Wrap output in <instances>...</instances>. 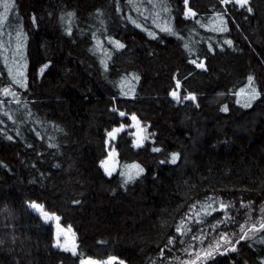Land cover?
Returning a JSON list of instances; mask_svg holds the SVG:
<instances>
[{"label": "trees", "instance_id": "obj_1", "mask_svg": "<svg viewBox=\"0 0 264 264\" xmlns=\"http://www.w3.org/2000/svg\"><path fill=\"white\" fill-rule=\"evenodd\" d=\"M262 208L264 0H0V264H264Z\"/></svg>", "mask_w": 264, "mask_h": 264}, {"label": "snow or ice", "instance_id": "obj_2", "mask_svg": "<svg viewBox=\"0 0 264 264\" xmlns=\"http://www.w3.org/2000/svg\"><path fill=\"white\" fill-rule=\"evenodd\" d=\"M223 2H224V3H229L230 0H223ZM234 2H235L236 4H238L240 7H245V6L248 4V0H234ZM185 3L187 4V0H185ZM13 6H14V5L11 4V3H5V4H4V12H5V16H6L8 10H9L11 7H13ZM251 10H252L251 8H247V11L251 12ZM191 15H195V13H191ZM137 27H139V25H137ZM162 30H166V31H169V32L171 31L170 28H168V29H162ZM224 30H227V29H224ZM149 35H150V36H153V38H155V37H154V34L149 33ZM227 43L230 44L231 41H227ZM116 46L119 47V48H122V47H123V45H122V44H119V43H117ZM197 66H198V67H203L202 64H199V65H197ZM45 67H47V66H45ZM40 71H41V73H42V72L44 71V69L42 68ZM9 73L11 74V69L9 70ZM20 75L22 76L23 73H20ZM248 79H249V85H251V84H252V77H249ZM13 83H14V84H17V85H19V86H21V87H25V86H26L24 81H22V80H18V79H16L15 77H13ZM241 91L243 92L244 90H241ZM3 94H4L5 96H12L13 98H15V96H16V94H15L10 88H4V89H3ZM258 95H259V93L256 91V89H255V88H252V89H251V93H249L250 99L247 100V101L244 103L243 106H244V107H250V106H251V101L254 100V99H256V98L258 97ZM173 96L176 97V93H173ZM188 98H191V99L195 100V97H185V99H188ZM238 102H239V101H238ZM222 110H223V111H227V108L225 107V108L222 109ZM120 115L123 116L124 113L121 112ZM132 119H133V120H136V117L133 116ZM120 130H121V129H116L114 132H110V133H109V136H110L111 138L115 139V134H116V132H119ZM9 139H11V137H9ZM141 145H142V141H141V142H137V144H136L137 147H140ZM153 151H155V152H159L160 149H159V148H154ZM177 159H178L177 154H173V155H172L171 162H172V163H175ZM162 163H163V161H162ZM106 164H107V161L102 162L101 167H105ZM126 167H132V168H137V169H139V171L137 172V175H139L140 173L143 172V169H142V168H139V165H131V166H126ZM105 172H106L108 175H111V171H109V169H108L107 167H105ZM121 175H124V173H121ZM133 179H134V177H133L131 174H129V175L127 176V179H126L124 182H125V183H128L129 181H131V180H133ZM210 200H211V198H210ZM31 206H32L33 208H38V207H39V206H37L36 204H33V205H31ZM211 207H212V205H211V203H209V204H207L206 206H202V209H201V210H203V211L206 212V210H207L208 208H211ZM221 207H222V208H226V207H228V206H227V205H223V204H221ZM213 210H214V209H213ZM261 211L264 212V208H262ZM197 214H198V213H197ZM206 214H207V212H206ZM44 216H45L46 218H48V219H56V220L59 219L58 217H49L47 213H44ZM197 222H200V221H197ZM182 229H184L183 222L181 223L180 226H178L177 231H181ZM184 230H187V229H184ZM241 230H242V231H245L243 227H242ZM260 230H264V222H261V223L259 224V228H257L255 225H253L252 227H250V228L248 229V231H260ZM69 231H71V229H69ZM246 236H247V232H245V237H246ZM245 237H241V238L243 239V238H245ZM221 241H223L225 244H231V243H232V241H231L227 236L221 234V237H220L219 240H217L216 244H215L214 246L210 247L209 249L205 250V252H204V257H210V256L213 254V251L218 250L219 247L221 246ZM171 242H172V241L170 240L169 243H171ZM202 242H203V241H201V243H202ZM57 246H58V247L60 246L59 241H58V243H57ZM63 250H64V251H71L72 255H74V256L78 254V253H77V250H76V247H75L74 244H73V246H72L71 248L63 247ZM231 250H232V251H235V248L233 247ZM196 259H197V260L201 259L199 253L196 254ZM115 261H116V258H115V257H110L107 261H96V260H93V259H91V258H87V259H85V258H81V260H80V264H114ZM120 264H123V262H120ZM192 264H195V262H192Z\"/></svg>", "mask_w": 264, "mask_h": 264}, {"label": "rangeland", "instance_id": "obj_3", "mask_svg": "<svg viewBox=\"0 0 264 264\" xmlns=\"http://www.w3.org/2000/svg\"><path fill=\"white\" fill-rule=\"evenodd\" d=\"M248 2H249V0H248ZM191 13H193V12L190 9H187L185 16L187 18H192L194 15H191ZM200 64H202V63H200ZM203 67H204V65H203ZM178 87H179V85H178ZM173 93H176V97L173 96ZM173 93H172V96L175 99H178L179 98V89ZM132 130H133L132 135L134 137V143L135 144H137V142L142 141V145H143L148 140V138H149L148 127L145 126L144 124H142L141 122H139L138 120L133 121ZM118 133L119 132H116L115 137L117 136ZM111 139H113V138H111ZM105 161H107V164L105 165V167H107L109 169V171H111V175H113L115 172H117L119 160H118V154L115 151V149L113 148V146L109 150L108 157L103 162H105ZM105 167H103L104 170H105ZM34 210L43 218V220L45 222L52 223L54 225V228H55V244H56L57 248L63 250V247L71 248L74 244L76 247V250H77V237L71 228L61 225L59 219L56 220V219L46 218L44 216V213H47V212L40 206L38 208H34ZM47 214L49 217H57V216L49 214V213H47ZM69 229H71V231H69ZM58 241L60 244L59 247L57 246ZM68 252H71V251H68ZM108 259H103V260L93 259V260L107 261ZM117 262H118V260L116 259L114 264H116Z\"/></svg>", "mask_w": 264, "mask_h": 264}]
</instances>
